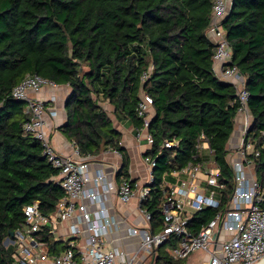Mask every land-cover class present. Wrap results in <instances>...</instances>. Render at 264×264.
Returning <instances> with one entry per match:
<instances>
[{
  "label": "trees",
  "instance_id": "obj_1",
  "mask_svg": "<svg viewBox=\"0 0 264 264\" xmlns=\"http://www.w3.org/2000/svg\"><path fill=\"white\" fill-rule=\"evenodd\" d=\"M212 7L213 0H0V264H14V247L4 242L26 222L24 208L37 202L40 212L51 216L66 196L59 170L24 129L30 119L26 101L12 94L27 74L71 87L67 121L58 130L81 156L121 153L119 182L130 180V158L121 132L99 102H109L120 123L141 127V94L153 98L149 132L154 145L147 155L157 165L144 203L152 214V233L164 224L163 183L194 160L202 134L214 150L225 207L235 185L228 142L241 103L235 85L215 72L216 44L207 34ZM222 25L232 49L229 65L245 77L250 94L252 122L244 139L254 147L249 158L264 190V0H232ZM167 140L179 145L159 154L157 148ZM218 210L195 213L188 230L198 234ZM35 236L48 253L69 248V241L56 240L48 228ZM180 240L171 236L157 248L155 264H185L170 253Z\"/></svg>",
  "mask_w": 264,
  "mask_h": 264
},
{
  "label": "built area",
  "instance_id": "obj_2",
  "mask_svg": "<svg viewBox=\"0 0 264 264\" xmlns=\"http://www.w3.org/2000/svg\"><path fill=\"white\" fill-rule=\"evenodd\" d=\"M232 0H213L211 23L207 34L216 44L214 62L220 72V78L235 85L241 107L240 113H249V92L246 89L245 77L237 67L229 65L232 61V49L226 39L222 22L228 15ZM148 74L144 73L145 81ZM56 86L55 83L37 75L27 74L25 78L13 89V97L27 103L26 113L30 119L24 124V129L44 147V156L48 162L59 170L58 182L66 192V196L58 203L56 212L51 216L43 215L38 203L35 202L24 208L26 222L14 233L12 243L14 247V264H39L52 261L54 264H134V258L126 259L125 253L107 246L104 240L106 232L105 223H97L92 219L85 200L101 201L102 196L109 193L112 185L105 183L103 173H98L97 182H104L103 193L86 189L89 181L87 175L88 163L59 154L51 145L50 138L45 131L46 107L42 100L32 98L30 92H38L44 86ZM153 106V98L146 93L141 94V102L137 114L143 118L141 127H134L138 140L144 139L152 150L154 138L149 132L151 117L149 115ZM250 127L247 122L238 144L236 157L231 163L234 170V189L229 202L222 209V194L225 185L220 183L219 166L214 158V150L209 139L200 135L196 145L194 160L181 170L173 171V180H166L162 189L166 194V201L159 209L163 215V228L152 233V214L144 207L150 188L154 183L153 169L157 165L156 159L145 154V162L150 170L149 182L138 189L128 179H122L117 194L122 203L127 204L137 199L138 208L145 218L147 228L141 232L143 240L141 251L153 254V250L165 244L171 236L181 238L177 246L170 250L173 258L186 259L197 252L208 253V264H258L264 260V190L256 177L248 170L255 167L254 160L249 155L254 147L245 142V134ZM179 145L178 141L167 140L157 148L161 154L164 149ZM258 155V152H256ZM233 156V155H232ZM202 176V177H200ZM207 208L219 209L208 225L198 234H193L187 228L193 215ZM106 214V209L99 211ZM76 216L79 223H86L87 244L83 249L77 250L74 244L59 255H49L43 249L45 244L36 239L35 233L44 228L54 234L58 222L66 221ZM80 233L78 227L73 228V234Z\"/></svg>",
  "mask_w": 264,
  "mask_h": 264
},
{
  "label": "crops",
  "instance_id": "obj_3",
  "mask_svg": "<svg viewBox=\"0 0 264 264\" xmlns=\"http://www.w3.org/2000/svg\"><path fill=\"white\" fill-rule=\"evenodd\" d=\"M215 72L220 77V72L216 66ZM71 92L72 89L69 85H47L42 87L38 92H30V95L32 98L42 100L45 104V131L50 138L53 148L59 154L88 163L87 175L89 181L86 185V189L102 194L105 183L112 185L110 192L102 196L101 201L85 200L88 210L92 213V219L97 223L101 222L106 224L104 240L107 246L124 252L126 259L134 258V264H149L154 259V253L150 254L147 251H141L143 234L141 232H134V229H148L145 218L138 208V201L137 199H133L129 203L124 204L117 194L118 186L121 183L117 179V173L122 166V154L115 150H105L98 156H81L74 144L58 130V127L65 124L67 121L66 105L68 96ZM99 104L107 111L112 120L113 127L122 134L121 146L126 149L130 158V180L134 182L136 189L147 185L149 182L150 170L145 162V154L146 151H148L149 145L144 139L138 140L134 125L130 121L120 123L116 119L115 108L109 102L101 100ZM152 114L153 108L149 113L151 118ZM247 122L251 125L252 116L250 113L246 114L239 112L235 120L234 132L228 142V149L231 151V155H233L234 158L236 157L238 144ZM248 170L256 177L255 167L251 166ZM100 172L105 175V183L96 181L97 174ZM102 208L106 209V214L104 216L99 213ZM75 227L80 229V233L77 235L73 234V228ZM150 229L152 230V224ZM53 235L56 240H63L64 242L69 241V245L74 244V247L80 250L86 246L89 233L86 223H79L76 216H74L66 221L58 222ZM43 250L48 253L46 247ZM201 253L204 254V257L209 256L208 253H194L185 259V264L193 258L195 260L198 258L200 259ZM48 254L54 255L53 253ZM39 264L54 263L52 261H45ZM153 264H155V261Z\"/></svg>",
  "mask_w": 264,
  "mask_h": 264
},
{
  "label": "rangeland",
  "instance_id": "obj_4",
  "mask_svg": "<svg viewBox=\"0 0 264 264\" xmlns=\"http://www.w3.org/2000/svg\"><path fill=\"white\" fill-rule=\"evenodd\" d=\"M229 161H230V163H233V156L231 155V153L229 154ZM200 177H202V176H200ZM12 242H10V244H11ZM163 249L164 250H167L168 251V249H169V246L168 245H166V246H164L163 247ZM197 253H199V252H197ZM203 253H205V252H203ZM201 255V258L199 259H192V260H190V261H188V263H186V264H207L208 263V261H209V256L208 257H204V254H200ZM152 263V261L149 263V264H151Z\"/></svg>",
  "mask_w": 264,
  "mask_h": 264
},
{
  "label": "water",
  "instance_id": "obj_5",
  "mask_svg": "<svg viewBox=\"0 0 264 264\" xmlns=\"http://www.w3.org/2000/svg\"><path fill=\"white\" fill-rule=\"evenodd\" d=\"M13 237H14V233H11L10 236L5 240L4 245L6 246V245H8L10 242H12ZM153 253H154V254H153L154 259L152 260V263H151V264H153L154 261H155L156 249L153 250Z\"/></svg>",
  "mask_w": 264,
  "mask_h": 264
},
{
  "label": "bare ground",
  "instance_id": "obj_6",
  "mask_svg": "<svg viewBox=\"0 0 264 264\" xmlns=\"http://www.w3.org/2000/svg\"><path fill=\"white\" fill-rule=\"evenodd\" d=\"M258 264H264V260L262 262L258 263Z\"/></svg>",
  "mask_w": 264,
  "mask_h": 264
}]
</instances>
